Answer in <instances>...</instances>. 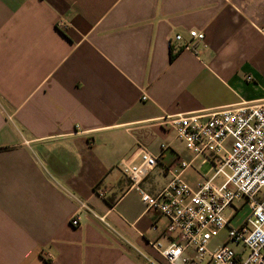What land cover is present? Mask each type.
<instances>
[{
	"label": "crops",
	"instance_id": "1",
	"mask_svg": "<svg viewBox=\"0 0 264 264\" xmlns=\"http://www.w3.org/2000/svg\"><path fill=\"white\" fill-rule=\"evenodd\" d=\"M262 29L264 0H0V264H164L121 165L154 153L153 195L191 159L165 118L264 100Z\"/></svg>",
	"mask_w": 264,
	"mask_h": 264
},
{
	"label": "built area",
	"instance_id": "2",
	"mask_svg": "<svg viewBox=\"0 0 264 264\" xmlns=\"http://www.w3.org/2000/svg\"><path fill=\"white\" fill-rule=\"evenodd\" d=\"M203 39V32L191 29L182 47L190 49L194 40ZM164 123L183 141L191 159L165 166L170 179L163 188L151 195L139 187L157 164L149 149L139 147L135 159L121 165L145 209L168 220L163 234L169 243L151 246L164 264H264V100L180 114ZM196 159L209 167L191 187L182 173ZM242 208L246 214L232 225L231 218ZM69 222L77 225L78 217L72 215Z\"/></svg>",
	"mask_w": 264,
	"mask_h": 264
},
{
	"label": "rangeland",
	"instance_id": "3",
	"mask_svg": "<svg viewBox=\"0 0 264 264\" xmlns=\"http://www.w3.org/2000/svg\"><path fill=\"white\" fill-rule=\"evenodd\" d=\"M208 167H209L208 164H204V165H201V166H200V169H199V170H200L201 173H205V172L207 171ZM244 210H245V209H243V211H244ZM243 211H241L240 214L244 213ZM245 212H246V211H245ZM223 233H224V232H221L220 235H223Z\"/></svg>",
	"mask_w": 264,
	"mask_h": 264
},
{
	"label": "trees",
	"instance_id": "4",
	"mask_svg": "<svg viewBox=\"0 0 264 264\" xmlns=\"http://www.w3.org/2000/svg\"><path fill=\"white\" fill-rule=\"evenodd\" d=\"M173 56V54L171 55V57Z\"/></svg>",
	"mask_w": 264,
	"mask_h": 264
}]
</instances>
